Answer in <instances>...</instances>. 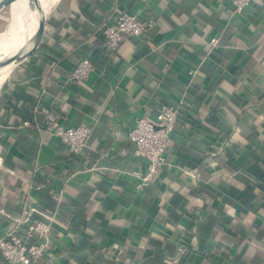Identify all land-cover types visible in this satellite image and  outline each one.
Returning a JSON list of instances; mask_svg holds the SVG:
<instances>
[{
	"label": "crops",
	"instance_id": "1",
	"mask_svg": "<svg viewBox=\"0 0 264 264\" xmlns=\"http://www.w3.org/2000/svg\"><path fill=\"white\" fill-rule=\"evenodd\" d=\"M4 1L1 60L38 2ZM45 5L0 84V234L32 206L53 218L33 264H264V0ZM121 11L153 23L110 51L100 28ZM83 57L87 79L66 82ZM166 106L165 162L137 190L127 132ZM79 124L74 155L53 128Z\"/></svg>",
	"mask_w": 264,
	"mask_h": 264
},
{
	"label": "built area",
	"instance_id": "2",
	"mask_svg": "<svg viewBox=\"0 0 264 264\" xmlns=\"http://www.w3.org/2000/svg\"><path fill=\"white\" fill-rule=\"evenodd\" d=\"M233 12L240 13L250 0H230ZM261 1V0H260ZM153 21H142L129 12H119L113 21L101 26L104 45L114 51L126 37H139ZM210 45L216 44V39L208 40ZM93 70L92 63L86 58H80L66 77V82L78 83L84 81ZM177 108L166 106L155 117L142 115L136 118L132 128L127 132V138L133 144L132 154L146 161V170L139 177L134 188L139 190L146 185L154 173L164 164L165 152L169 134L176 126ZM46 119L54 123L51 113L45 114ZM53 133L66 141L72 154L80 153L86 146L90 135V127L79 124L73 127L54 125ZM35 208L28 206L22 209L18 216L11 217L9 227L0 234V256L8 264H33L48 247L52 216L45 220H35L32 215Z\"/></svg>",
	"mask_w": 264,
	"mask_h": 264
},
{
	"label": "bare ground",
	"instance_id": "3",
	"mask_svg": "<svg viewBox=\"0 0 264 264\" xmlns=\"http://www.w3.org/2000/svg\"><path fill=\"white\" fill-rule=\"evenodd\" d=\"M49 0H38V2L35 4V6L32 8L30 15L28 17V20L21 30L15 44L13 45L10 52L6 55V58H9L17 53L20 54L22 47L24 46L25 42L27 41L30 32L36 23L38 17L42 15V13L45 11L47 5H45ZM2 61H0V64ZM14 63H9L7 65H0V83L5 79L7 73L9 72L10 68L12 67Z\"/></svg>",
	"mask_w": 264,
	"mask_h": 264
},
{
	"label": "water",
	"instance_id": "4",
	"mask_svg": "<svg viewBox=\"0 0 264 264\" xmlns=\"http://www.w3.org/2000/svg\"><path fill=\"white\" fill-rule=\"evenodd\" d=\"M6 2L4 0H1L0 1V9L2 8L3 4H5ZM27 54V53H26ZM25 54V55H26ZM19 54H18V51L16 54H14L13 56L9 57V58H6L2 61V63L0 65H7L9 63H15L17 61V59L19 58ZM1 84V83H0Z\"/></svg>",
	"mask_w": 264,
	"mask_h": 264
},
{
	"label": "rangeland",
	"instance_id": "5",
	"mask_svg": "<svg viewBox=\"0 0 264 264\" xmlns=\"http://www.w3.org/2000/svg\"><path fill=\"white\" fill-rule=\"evenodd\" d=\"M7 8H4L0 11V31L4 28L6 21L5 18L7 16ZM0 61H3L0 59Z\"/></svg>",
	"mask_w": 264,
	"mask_h": 264
},
{
	"label": "trees",
	"instance_id": "6",
	"mask_svg": "<svg viewBox=\"0 0 264 264\" xmlns=\"http://www.w3.org/2000/svg\"><path fill=\"white\" fill-rule=\"evenodd\" d=\"M256 171V170H255Z\"/></svg>",
	"mask_w": 264,
	"mask_h": 264
}]
</instances>
